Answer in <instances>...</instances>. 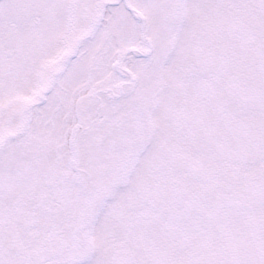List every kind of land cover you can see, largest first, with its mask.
Returning a JSON list of instances; mask_svg holds the SVG:
<instances>
[{
  "label": "snow or ice",
  "instance_id": "6c2138e0",
  "mask_svg": "<svg viewBox=\"0 0 264 264\" xmlns=\"http://www.w3.org/2000/svg\"><path fill=\"white\" fill-rule=\"evenodd\" d=\"M0 264H264V0H0Z\"/></svg>",
  "mask_w": 264,
  "mask_h": 264
}]
</instances>
